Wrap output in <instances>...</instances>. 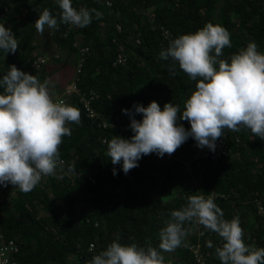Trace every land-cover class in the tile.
<instances>
[{
    "label": "trees",
    "instance_id": "obj_1",
    "mask_svg": "<svg viewBox=\"0 0 264 264\" xmlns=\"http://www.w3.org/2000/svg\"><path fill=\"white\" fill-rule=\"evenodd\" d=\"M71 3L77 10L88 9L92 22L85 28L58 23L49 38L51 54L59 56H53V64L48 59V71L30 75L47 80L81 48H89L77 84L83 93L94 96L90 108L95 114L89 115L77 94L70 96L65 104L80 111L81 121L68 125L72 134L63 137L59 147L63 169L58 167L55 175L41 179L28 193L11 184L0 185V234L4 236L0 247L5 248L9 264H88L113 241L135 243L145 250L153 247L164 264H221L215 249L223 241L202 225L186 222L188 234L181 246L171 252L159 248L165 220L170 219L171 211L186 207L193 195L213 199L226 220L239 217L245 244L264 248V214L258 204L260 200L264 205V140L250 131L227 130L228 155L211 152L206 156L197 149L187 156L185 149L196 144L189 137L177 149L188 163L160 160L152 153L142 156L138 167L127 174L121 164L111 163L104 143L113 136L131 138V118L122 109L134 112V104L147 107L155 101L162 110L165 103L172 102L184 110L197 81L178 64L170 71L174 63L170 58L160 59L170 40L212 23L230 33L231 47L222 50L220 59L230 63L231 56L250 42L264 53V0ZM44 9L59 22L61 10L56 0H0V24L11 29L19 45L14 54L0 50V79L10 65L24 72L38 56L48 57L37 51L41 43H36L35 21ZM120 45L125 46L127 62L114 65ZM3 91L0 87V94ZM134 118L141 120L142 114H134ZM177 124L191 127L181 119ZM69 165L74 166V173L68 174ZM11 241L18 250L10 253ZM208 241L212 247L207 246Z\"/></svg>",
    "mask_w": 264,
    "mask_h": 264
},
{
    "label": "clouds",
    "instance_id": "obj_2",
    "mask_svg": "<svg viewBox=\"0 0 264 264\" xmlns=\"http://www.w3.org/2000/svg\"><path fill=\"white\" fill-rule=\"evenodd\" d=\"M56 2L61 10L59 22L48 9L39 13L35 21L41 35L45 26L55 29L63 23L85 28L92 22L88 9H75L71 0ZM18 46L11 29L0 24V50L5 55L14 54ZM225 47H231L230 33L212 23L169 41L160 52V59L170 58L174 62L170 71L174 72L178 64L183 73L197 81L195 91L185 101L182 112L172 102L165 103L161 110L155 101L147 107L134 104V112L122 109L131 118L133 135L130 139L113 136L104 141L113 165L121 164L127 174L138 167L142 156L172 155L189 137L197 147L214 152L225 129L250 131L264 140V53L250 42L232 55L229 63L219 58ZM0 87L4 90L0 94V185L11 184L28 193L42 177L55 175L58 167L63 169L65 162L60 158L59 147L63 137L72 134L68 125L80 123L81 113L76 107L55 102L47 81L41 83L14 64L0 79ZM134 114H142V119H135ZM178 119L188 121L190 129L178 125ZM67 171L74 173V166L69 165ZM186 222L202 225L222 239V245L215 249L221 264H264V248L245 244L239 217L224 219L213 199L196 195L188 198L186 207L171 211L170 219L165 220L159 233L161 251L171 252L181 246L188 234ZM207 246L212 247L210 241ZM88 264H164V258L153 247L145 250L135 243L122 245L113 241Z\"/></svg>",
    "mask_w": 264,
    "mask_h": 264
},
{
    "label": "built area",
    "instance_id": "obj_3",
    "mask_svg": "<svg viewBox=\"0 0 264 264\" xmlns=\"http://www.w3.org/2000/svg\"><path fill=\"white\" fill-rule=\"evenodd\" d=\"M118 26V30L121 32L122 31V27L120 25ZM164 34L168 37L170 35V32L168 29H166L164 31ZM89 50V48L85 47V48H81L80 49V53H79V59L77 62V67L75 69V74L73 77V80L70 84H68L62 95L57 98L56 100H54L55 102H59L62 104H65L68 100L69 97L77 94L79 97V100L83 101L85 103L86 109L89 111V115L90 116H94V111L91 110V106L90 103L91 101L94 99V96L90 93L88 94L87 92H82V90L79 88L77 81L79 80V74L81 73V69L83 67L84 61L86 59L85 57V53ZM125 50V46L124 45H120L119 47V53L117 54V59L114 65H118V64H125L127 62V55L123 52ZM57 57V56H56ZM48 64V59L44 56H38L37 59H35L34 61L31 62L30 67L24 71L27 74H33L34 72H40L41 70H43ZM226 131L227 129H225L224 131V135L223 137L219 138L216 141V148L214 152H219L223 155H228L230 152V148L227 144V141L225 139L226 137ZM211 152V150H209L207 147L203 148V155H209ZM46 177H42V179H45ZM3 196L0 195V203L3 201L2 200ZM259 204V212L264 214V205L263 203L259 200L258 201ZM1 233V230H0ZM4 236L2 234H0V242L3 241ZM94 244H91V249H93ZM7 249L9 250V252L11 253L12 251H17L18 248L14 245V242L11 241L10 242V246L7 247ZM3 252H2V251ZM4 251L5 248L3 247V249L0 247V264H9V258L4 256ZM10 257V256H9ZM202 259L201 256H199V261ZM13 264H17V262L13 263Z\"/></svg>",
    "mask_w": 264,
    "mask_h": 264
},
{
    "label": "rangeland",
    "instance_id": "obj_4",
    "mask_svg": "<svg viewBox=\"0 0 264 264\" xmlns=\"http://www.w3.org/2000/svg\"><path fill=\"white\" fill-rule=\"evenodd\" d=\"M51 32H52V29H49L47 26H45V31L43 35H41L39 32H36V43H38L37 45H40L41 43V45L37 48L38 49L37 51L42 52V53L46 52L48 56L46 58L50 59L51 64H53L52 63L53 56L54 55L59 56V55H57V53H55L54 55L51 54L52 53L51 52L52 50L51 42L52 41L49 38ZM78 59H79V54L78 53H76V55L74 54L72 58H70L67 62L65 60H64L65 62L62 61L64 62L65 65L63 66L62 69L57 71L51 78L40 81L41 83L45 81L48 82V88L53 98L55 99L59 98L64 91L63 86L65 87L66 84L68 83L70 84V82L72 81L74 74H75V69H76L75 66H76ZM47 67L48 66H46L43 70L48 71ZM43 70H41L40 72H42ZM197 149H200V152L203 153V149L197 147L196 144L185 149L186 150L185 153L187 154V156H190V154L193 152V155H194V152ZM165 159H170L174 161L182 160L184 163L187 162L185 161V158L177 150L172 155L165 154L163 157H160V160H165Z\"/></svg>",
    "mask_w": 264,
    "mask_h": 264
}]
</instances>
